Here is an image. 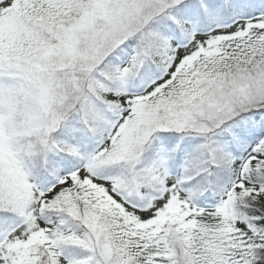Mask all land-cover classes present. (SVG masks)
<instances>
[{
	"label": "snow or ice",
	"instance_id": "1",
	"mask_svg": "<svg viewBox=\"0 0 264 264\" xmlns=\"http://www.w3.org/2000/svg\"><path fill=\"white\" fill-rule=\"evenodd\" d=\"M0 264H264V0H0Z\"/></svg>",
	"mask_w": 264,
	"mask_h": 264
}]
</instances>
